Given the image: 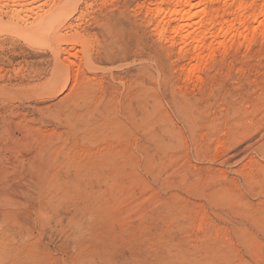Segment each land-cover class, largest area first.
Masks as SVG:
<instances>
[{
    "label": "rangeland",
    "instance_id": "rangeland-1",
    "mask_svg": "<svg viewBox=\"0 0 264 264\" xmlns=\"http://www.w3.org/2000/svg\"><path fill=\"white\" fill-rule=\"evenodd\" d=\"M155 1L0 0V191L33 182L0 199V264H264V28L186 80L191 45L155 33ZM58 4L37 31L30 10Z\"/></svg>",
    "mask_w": 264,
    "mask_h": 264
},
{
    "label": "bare ground",
    "instance_id": "bare-ground-1",
    "mask_svg": "<svg viewBox=\"0 0 264 264\" xmlns=\"http://www.w3.org/2000/svg\"><path fill=\"white\" fill-rule=\"evenodd\" d=\"M46 1H51V0H46ZM165 1H167V5L164 7L163 3ZM228 1L229 0H222V4L225 6V4ZM236 2L237 3L235 5V9L231 13V16L229 18L226 17L225 19L223 17V19H219V20H217L218 17L221 18L222 15L219 13L218 10L214 9L212 11L206 8L207 0H156L154 3L150 4L149 7L147 6L148 7L147 13L150 14L151 17L155 19L154 31L159 37H164L166 39V40L164 39L165 42L167 41L168 43L174 44V42H176L178 43L179 46H184L183 49L185 48L187 44L191 45V48L188 49L189 50L188 52L190 54L189 59L191 60L187 61L189 63L186 67H183L184 68L183 72H185L186 80L188 78L190 80L192 77L196 76V73H197L196 70L198 69L200 64H202V61L204 60V58L210 55L211 51L216 46H222V47L224 46V41H225L224 39L226 37L245 38L249 32L250 33L248 36L264 28V23H258L256 26L251 27V26H248V22H247L248 19H250L251 21H257L258 17H264V0L263 1L261 0V4L259 6L256 5L257 6V7L255 6L256 8H252V7L250 8L251 3L253 4V2L251 1H250L251 3L250 2L248 3V1L245 2L243 0H237ZM54 7L56 9L55 11L53 10L51 11V8L50 10H46V8L45 10H43L42 8L40 9V7H35V8H32L33 10L32 9L30 10L31 12H33L32 16L36 20L35 29L37 31L41 27H43V29H46V30L52 29L53 31L58 29L59 27L58 24L60 23V19L62 15L67 13L66 5L58 4ZM248 8L249 10L250 9L251 10L247 12L248 14H246L247 16H245L244 14ZM206 14H207V17L204 18ZM67 15H69V13H67ZM235 23H237L238 27L240 28L242 27V30L240 29L238 30V27L234 25ZM31 30L34 31V29H31ZM230 38L228 39L231 41ZM206 39L208 40L206 41ZM225 44L227 43L225 42ZM178 50H179V47H178ZM79 61L80 59L75 58V56L73 55L70 59H67V58L64 59L63 64H68V65L75 64V63H79ZM73 105H76V104H73ZM69 118L70 116L66 118V126H68L69 129L71 130L73 126L68 121ZM84 123L87 124V122H84ZM92 124L89 122L88 125L91 126ZM91 130H94V127H92ZM94 132L95 131H90V134ZM90 158L91 157H89V159ZM93 160L95 161V158ZM77 165H79V163ZM77 168H80V167H77ZM79 170L80 169H77L76 171H79ZM56 171L57 170L52 171V172L48 171L49 173L47 172L48 173L47 175H51L52 179H50L46 185L48 190L51 191L52 197H54L55 199L61 197L60 194L62 192H66L65 190H67V192L70 191V189H68L70 185V180H55L54 179L55 176L53 175H55ZM32 183L33 182L28 177L23 178V179L20 178L19 181H16L10 186V191H8L6 188L0 191V199L5 204L14 203V202L16 203V202H19L20 200L24 201V199H28L30 197L29 195L31 194ZM45 190L46 188H43L42 186H40V188H38L37 191L35 192L37 193L40 191L44 192ZM40 205H41V209L45 207V204L43 203H41ZM95 220H93V222H95ZM77 222H78L77 219L73 220V224L76 223L77 225ZM78 227H81V226L79 225Z\"/></svg>",
    "mask_w": 264,
    "mask_h": 264
}]
</instances>
